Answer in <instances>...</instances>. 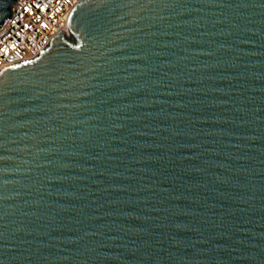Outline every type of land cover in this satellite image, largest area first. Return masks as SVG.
I'll use <instances>...</instances> for the list:
<instances>
[{"label":"water","instance_id":"obj_1","mask_svg":"<svg viewBox=\"0 0 264 264\" xmlns=\"http://www.w3.org/2000/svg\"><path fill=\"white\" fill-rule=\"evenodd\" d=\"M69 27L0 73V264H264V0Z\"/></svg>","mask_w":264,"mask_h":264},{"label":"built area","instance_id":"obj_2","mask_svg":"<svg viewBox=\"0 0 264 264\" xmlns=\"http://www.w3.org/2000/svg\"><path fill=\"white\" fill-rule=\"evenodd\" d=\"M82 1L16 0L0 29V73L39 58L58 35L71 36L70 17Z\"/></svg>","mask_w":264,"mask_h":264},{"label":"rangeland","instance_id":"obj_3","mask_svg":"<svg viewBox=\"0 0 264 264\" xmlns=\"http://www.w3.org/2000/svg\"><path fill=\"white\" fill-rule=\"evenodd\" d=\"M68 39H69L70 41H72V42H74V41H75V38H74V36H68Z\"/></svg>","mask_w":264,"mask_h":264}]
</instances>
